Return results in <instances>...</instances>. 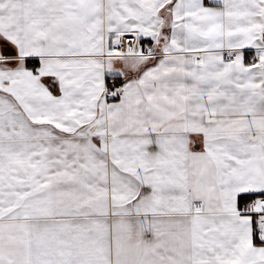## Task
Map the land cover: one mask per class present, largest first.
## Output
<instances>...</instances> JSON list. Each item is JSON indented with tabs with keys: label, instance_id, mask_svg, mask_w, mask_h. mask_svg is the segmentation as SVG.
<instances>
[{
	"label": "snow or ice",
	"instance_id": "obj_1",
	"mask_svg": "<svg viewBox=\"0 0 264 264\" xmlns=\"http://www.w3.org/2000/svg\"><path fill=\"white\" fill-rule=\"evenodd\" d=\"M0 264H264V0H0Z\"/></svg>",
	"mask_w": 264,
	"mask_h": 264
}]
</instances>
